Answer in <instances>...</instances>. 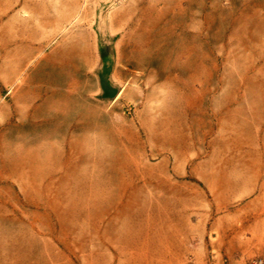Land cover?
I'll use <instances>...</instances> for the list:
<instances>
[{
	"label": "rangeland",
	"instance_id": "obj_1",
	"mask_svg": "<svg viewBox=\"0 0 264 264\" xmlns=\"http://www.w3.org/2000/svg\"><path fill=\"white\" fill-rule=\"evenodd\" d=\"M2 11L41 20L50 34L54 14L68 30L121 40L137 70L107 111L121 118L122 176L135 180L128 187L138 200L129 202L134 215L108 226L146 231L151 208L168 204L171 226H185V264H230L225 231L250 225L257 208L247 192L229 195L237 186L225 181L241 176L245 122L264 121V0H0ZM166 192L168 202L147 199ZM41 197L40 208L19 200L0 170V242L26 247L0 264H53L51 186ZM140 252L138 264H151Z\"/></svg>",
	"mask_w": 264,
	"mask_h": 264
},
{
	"label": "crops",
	"instance_id": "obj_2",
	"mask_svg": "<svg viewBox=\"0 0 264 264\" xmlns=\"http://www.w3.org/2000/svg\"><path fill=\"white\" fill-rule=\"evenodd\" d=\"M3 14L1 177L34 208L41 207L43 186H51L53 264L144 263L139 250L148 251L151 264H185V226H171L168 204L151 208L156 219L146 231L108 226L115 224L110 218L134 215L129 202L138 200L128 187L135 180L122 176L121 118L107 111L137 70L121 40L86 27L68 30L54 14L53 34L41 20ZM245 123L250 138L241 176L225 184L237 186L226 190L231 196L247 192L257 208L249 212L250 225L225 231L230 264L264 255V121ZM147 199L168 202L170 195L150 193ZM176 213L184 216L185 210ZM21 245L1 241L2 262H9L10 249L26 248Z\"/></svg>",
	"mask_w": 264,
	"mask_h": 264
},
{
	"label": "built area",
	"instance_id": "obj_3",
	"mask_svg": "<svg viewBox=\"0 0 264 264\" xmlns=\"http://www.w3.org/2000/svg\"><path fill=\"white\" fill-rule=\"evenodd\" d=\"M255 264H264V259H258L255 261Z\"/></svg>",
	"mask_w": 264,
	"mask_h": 264
}]
</instances>
